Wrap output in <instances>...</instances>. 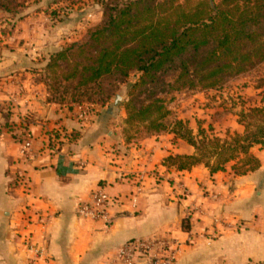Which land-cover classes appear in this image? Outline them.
<instances>
[{
  "label": "crops",
  "instance_id": "crops-1",
  "mask_svg": "<svg viewBox=\"0 0 264 264\" xmlns=\"http://www.w3.org/2000/svg\"><path fill=\"white\" fill-rule=\"evenodd\" d=\"M16 26L0 32V264H27L30 231L48 264H113L128 240L165 234L184 242L173 264H264V147L251 149L260 167L246 175L231 163L213 174L167 166L193 147L170 132L126 137L120 99L85 106L81 120L74 102L52 99L43 75L71 39L43 12ZM26 139L30 158L20 154ZM97 187L113 199L109 226L77 215Z\"/></svg>",
  "mask_w": 264,
  "mask_h": 264
},
{
  "label": "trees",
  "instance_id": "trees-1",
  "mask_svg": "<svg viewBox=\"0 0 264 264\" xmlns=\"http://www.w3.org/2000/svg\"><path fill=\"white\" fill-rule=\"evenodd\" d=\"M262 63L264 0H106L102 21L53 53L43 75L57 103L105 105L137 73L128 84L125 123L143 125L147 136L170 132L193 147L168 155L165 165H204L213 174L233 162V173L246 175L260 167L251 149L264 147L263 107L237 114L242 132L195 135L183 120H171L165 96L217 89Z\"/></svg>",
  "mask_w": 264,
  "mask_h": 264
},
{
  "label": "rangeland",
  "instance_id": "rangeland-1",
  "mask_svg": "<svg viewBox=\"0 0 264 264\" xmlns=\"http://www.w3.org/2000/svg\"><path fill=\"white\" fill-rule=\"evenodd\" d=\"M104 1L106 0H0V32L2 35H11L17 30L16 24L23 17L43 12L52 16L57 24L59 38L71 39V42L62 46L63 48L84 40L87 31L102 21ZM2 4H5L9 11H5ZM137 77V73L131 75L117 90V96L122 97L120 102L123 107L129 98L128 84L134 82ZM165 97L171 111V120H183L193 129L195 135L199 129H203L209 134L223 138L227 131L237 132L232 128L236 126L239 118L237 114L241 110L251 106L264 108V63L245 74L227 80L217 89L182 90ZM115 100L111 99L108 103ZM75 104L84 105L88 112L90 107L85 106H93L88 103ZM124 128L126 137L146 136L143 125L125 123Z\"/></svg>",
  "mask_w": 264,
  "mask_h": 264
},
{
  "label": "built area",
  "instance_id": "built-area-1",
  "mask_svg": "<svg viewBox=\"0 0 264 264\" xmlns=\"http://www.w3.org/2000/svg\"><path fill=\"white\" fill-rule=\"evenodd\" d=\"M78 117L83 120L88 111L82 105L77 106ZM56 136L51 138V144L54 146ZM57 147V146H56ZM54 146L55 149L56 148ZM32 141L24 140L20 154L24 158H30ZM137 192H142V186H138ZM185 194V193H184ZM113 203L112 197L102 187H97L92 191L90 198L81 201L77 206V215L83 220L101 221L105 226L112 224L113 219L109 215L110 206ZM35 220L41 223L42 217L35 213ZM24 245L29 251L27 264H48L46 249L33 241L32 231L24 236ZM178 238L165 234L163 236H150L133 238L120 245L113 257V264H173L181 251L182 244ZM192 244V238L187 240Z\"/></svg>",
  "mask_w": 264,
  "mask_h": 264
},
{
  "label": "water",
  "instance_id": "water-1",
  "mask_svg": "<svg viewBox=\"0 0 264 264\" xmlns=\"http://www.w3.org/2000/svg\"><path fill=\"white\" fill-rule=\"evenodd\" d=\"M121 97L120 96H117V99H120Z\"/></svg>",
  "mask_w": 264,
  "mask_h": 264
}]
</instances>
